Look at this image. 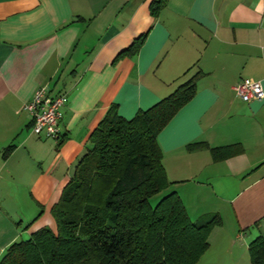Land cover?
<instances>
[{
    "label": "crops",
    "instance_id": "0c3cea01",
    "mask_svg": "<svg viewBox=\"0 0 264 264\" xmlns=\"http://www.w3.org/2000/svg\"><path fill=\"white\" fill-rule=\"evenodd\" d=\"M0 0V260L13 242L55 229L51 209L111 105L135 116L201 73L189 102L159 132L169 191L190 219L218 213L197 264H252L264 223V0ZM145 36L135 53L128 50ZM124 55H119L124 53ZM41 85L66 92L60 140L32 131L25 104ZM211 147L241 144L214 161ZM22 240V239H21Z\"/></svg>",
    "mask_w": 264,
    "mask_h": 264
},
{
    "label": "trees",
    "instance_id": "16d2710c",
    "mask_svg": "<svg viewBox=\"0 0 264 264\" xmlns=\"http://www.w3.org/2000/svg\"><path fill=\"white\" fill-rule=\"evenodd\" d=\"M165 0L153 1L154 14ZM144 35L128 48L135 53ZM120 53L119 55H124ZM201 73L170 94L125 118L114 103L90 133L91 146L51 209L55 229L43 226L5 249L0 264H197L221 215L190 219L183 199L169 191L159 132L196 92ZM210 149L218 162L244 151L241 144L211 147L193 141L189 151ZM252 264H264V234L248 243Z\"/></svg>",
    "mask_w": 264,
    "mask_h": 264
},
{
    "label": "built area",
    "instance_id": "2783aa9c",
    "mask_svg": "<svg viewBox=\"0 0 264 264\" xmlns=\"http://www.w3.org/2000/svg\"><path fill=\"white\" fill-rule=\"evenodd\" d=\"M259 80L241 78L233 90L245 100L252 101L264 98V90ZM66 92L55 94L48 91L44 86L39 85L34 95L25 104V108L31 115L32 131L38 137L57 139L61 137L60 121L63 118L61 108L67 103Z\"/></svg>",
    "mask_w": 264,
    "mask_h": 264
},
{
    "label": "rangeland",
    "instance_id": "374dc122",
    "mask_svg": "<svg viewBox=\"0 0 264 264\" xmlns=\"http://www.w3.org/2000/svg\"><path fill=\"white\" fill-rule=\"evenodd\" d=\"M168 189L166 190H163L162 192H157L155 195H153L152 197H150V203H151V206H154L156 205L157 201L159 200V198H161L163 195L166 194ZM260 232L262 234H264V223L262 224V226L260 227ZM260 235V234H259ZM21 239H27V236H24L23 238Z\"/></svg>",
    "mask_w": 264,
    "mask_h": 264
}]
</instances>
